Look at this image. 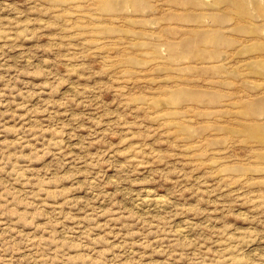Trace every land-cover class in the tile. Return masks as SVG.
Returning a JSON list of instances; mask_svg holds the SVG:
<instances>
[{
  "label": "rangeland",
  "instance_id": "374dc122",
  "mask_svg": "<svg viewBox=\"0 0 264 264\" xmlns=\"http://www.w3.org/2000/svg\"><path fill=\"white\" fill-rule=\"evenodd\" d=\"M0 264H264V0H0Z\"/></svg>",
  "mask_w": 264,
  "mask_h": 264
}]
</instances>
